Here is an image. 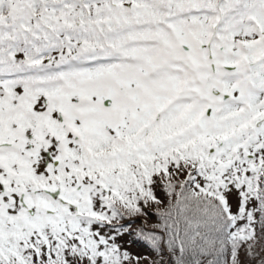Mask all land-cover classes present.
Returning a JSON list of instances; mask_svg holds the SVG:
<instances>
[{
  "label": "trees",
  "instance_id": "1",
  "mask_svg": "<svg viewBox=\"0 0 264 264\" xmlns=\"http://www.w3.org/2000/svg\"><path fill=\"white\" fill-rule=\"evenodd\" d=\"M108 2L110 6H119L109 7ZM127 4H131L135 12L129 20L136 14L147 20L137 26L133 23L135 20H128L133 24L129 35L135 31L153 32L156 16L171 19L160 21H164V26L159 28V33H167L164 28L167 26L197 23L206 28V35L204 37L202 32L197 46L204 56L207 36L220 39L227 36L234 47L239 45L244 79L252 100L258 101L249 103L248 110L229 102L226 112L234 119L244 120L251 115L254 105L264 106V0H7L0 6V169H6L0 176L5 175V180L13 179L11 168L2 167L1 163L4 165V158L15 148L14 143L4 138L18 133L19 123L20 127L33 126L31 113L24 110L27 104L18 108L12 106L11 99L19 100L16 89L27 83L33 89L37 80L58 78L53 71L42 70L48 66L53 68L51 61L58 58L64 41H69L72 53L85 52L86 55V50L110 47L109 52L113 53L115 42L122 41L108 38L102 27L98 31L92 26L88 28L86 22H78L75 11L80 5L91 10L95 7L105 11L104 19L107 10L115 9L109 14V17L114 16L116 9ZM44 10L54 13L47 29L43 27ZM221 18L223 27H219ZM136 27L142 28L137 30ZM224 30L229 31L225 36ZM129 35L124 37L129 39ZM39 55L38 60H31L32 65L26 64ZM43 60H47L44 65ZM98 64L94 70L113 67ZM34 67L37 71L31 69ZM82 71L62 69L61 73L69 79ZM214 73L216 75V71ZM230 80L228 76L224 79L225 82ZM5 96L9 97L8 104L4 103ZM193 110L187 107L180 114H173L167 130L157 131L158 134H144L142 139L128 134L123 145L122 142L110 145L107 138L93 140L92 144L101 141L106 147L91 145L88 159L110 162L102 167L87 164L84 169H73V178L61 175L36 181L38 191H45V199L49 196L64 203L66 210L51 206L48 213H34L39 221L9 227L0 241L3 246L0 264H131L136 262L135 256L141 264H264V118L249 124L252 118L249 117L246 126L236 129L232 137L223 125L218 140L225 143L211 149L209 143L214 134L203 129L199 119H193ZM221 118L227 119L225 115ZM13 123L17 126L11 128ZM58 132V127L50 130L51 135ZM141 143L144 149L140 148ZM136 152L141 156L136 158ZM15 155H18L17 149ZM119 155L123 163L113 161ZM75 158L72 154V160ZM14 162L19 168L22 166ZM174 174L173 179L165 177ZM85 187L89 188L86 193ZM231 191L241 192L242 196L238 193L241 199L250 201V205L234 206ZM62 194L66 198L74 196L75 200L73 203L61 200ZM75 201L85 222H89L95 232L91 239L82 234L84 246L72 248L67 246L55 223H48L47 229L59 237L57 242L46 236L43 221L57 217V213L68 214V209L75 208ZM29 217L34 219L31 213ZM246 217L251 221L249 225L245 223ZM26 228L30 230L25 235L21 230ZM106 236L114 237L122 249L118 245L110 250H99L95 238L103 240ZM124 243L135 256L125 250Z\"/></svg>",
  "mask_w": 264,
  "mask_h": 264
},
{
  "label": "rangeland",
  "instance_id": "2",
  "mask_svg": "<svg viewBox=\"0 0 264 264\" xmlns=\"http://www.w3.org/2000/svg\"><path fill=\"white\" fill-rule=\"evenodd\" d=\"M80 6L81 8L75 11L78 22L82 24L86 22L88 28L92 26L98 31L102 27L108 38L111 36L117 39L116 41L122 42H115L114 53L110 55L111 47L107 50L104 48L103 50L99 48L86 50L85 55V52L83 54L72 53L69 41H64L63 48L57 55L58 58L55 57L51 61L53 68L48 66L42 71L48 73L53 71L54 73V69L64 68L84 70L83 65H80L82 63H79L82 59L86 66H94L98 61L109 67L113 65V67L94 70L95 67L84 70L80 74H72L73 77L69 79L62 73L58 75L54 73L58 78L52 80L44 78L34 83L33 86L38 90L32 89L28 83L23 84V87L16 89L19 100L10 98L14 107L18 108L27 104L24 110L31 113L33 126L27 127L24 124L20 127L19 123L18 133L4 138V141L14 143L15 150L12 148L4 158V165L1 163V166L11 168L14 180L12 178L5 180V175L0 176V241L5 238L9 227L39 221L40 218H34V213L37 215L48 213L51 206L66 210L67 206L64 203L52 200L49 196L45 199L43 197L45 191L42 189L38 191L36 181L58 178L61 175L73 178L72 172L74 171L72 170L75 168L84 169L87 164L102 167L110 163L108 160L91 161L88 159L93 144L106 147L101 144V141L92 144L95 139L107 138L110 145L120 142L123 145L126 141L124 138L131 133L135 136L139 135L142 139L144 134L151 135L157 131L167 130L169 124L172 123L170 117L173 114H180L179 112L184 108L191 107L194 109L193 119H199L198 122L203 129L214 134L213 140L209 143V147L213 149L225 143L224 140H218L223 125L232 137L236 129L240 130L241 126H246L245 122L249 117H252L249 124H255L264 118V106L257 104L251 110V115L244 120L234 119L231 113L226 112L229 102L248 110L250 109L249 103L255 104L258 101V99L252 100L253 96L248 89L247 80L244 79V71L239 64L242 57L238 55L239 45L234 47L231 40L225 36L228 30L222 32L224 39L207 36L206 44L203 46L205 47L204 56L203 53L200 54L197 46H199L202 32L204 37L206 35L205 26L201 25V28L197 23H179L174 27H164L170 34L168 32L159 33V28L164 26V21H160L171 19L170 17L161 19V16H156L152 27L153 32L141 34V31H135L132 36L129 33L130 25L133 24L128 23V18L135 12L131 4L120 6L121 10L116 9L114 16L109 17V14L111 15L110 12L115 9L107 10L104 19L105 11H98L95 7L91 10L89 7ZM108 6L117 7L119 4L110 6L108 2ZM45 15L49 18L53 17L50 13ZM100 19L103 22H100ZM221 20L219 27H223L222 24H224V19L221 18ZM129 21H134L136 26L147 22L140 14H136ZM43 22L45 25L43 27L47 29L49 21L46 24L45 21ZM141 28L138 27L137 30ZM197 28L201 30L193 32ZM145 31H150V29ZM127 34L129 39L124 37ZM79 48L83 49L81 45ZM96 52L99 53L98 57ZM39 57L41 56L35 59L30 58L26 64L32 65V61L38 60ZM46 63L47 60L41 62L43 65ZM31 69L37 71L38 68ZM226 76L231 80L225 82ZM211 89L220 93L219 98L210 95ZM4 99L6 101L4 103L8 104L9 97L5 96ZM46 101L49 102L48 105ZM108 101L112 104L111 107L104 106ZM207 111H209V117H206ZM223 115L227 117L226 120L221 118ZM36 122L39 124L37 125ZM16 126L13 123L11 128ZM57 127L59 132L51 135L50 130L53 131ZM140 146L142 149L145 148L144 143ZM16 149L18 155L14 157ZM136 153V158L141 156L139 152ZM72 154H75V160H72ZM15 160L22 164L20 168L14 162ZM57 161L61 162V165L54 168L53 164ZM113 161L123 163V158L119 155L114 157ZM13 170H17L18 173L14 175ZM5 171V168L0 169V173ZM165 177L173 179L175 174L165 175ZM28 183H31V186H28ZM231 186L233 187L232 184ZM84 189L86 193V189L89 188ZM238 193L241 195V192L231 191L234 198L231 199L235 201L234 206H241V204L243 207L249 206L250 201L241 199L242 195ZM38 198L42 202H39ZM60 198L68 203H73L75 200L74 196L66 198L65 194H62ZM74 204L75 208L68 209V214L57 213V217L51 216L43 221L46 224L45 229L48 223L57 224L62 237L65 238V242L67 241V246L70 245L72 248H75V245L84 246L82 234L91 239L92 232H95V228L89 222H85L82 217L80 207H78L79 203L75 201ZM29 213L34 219L29 217ZM245 223L249 225L251 221H248L246 217ZM28 228L21 231L26 235L30 230ZM94 235L97 236V234ZM46 236L54 242H57L59 238L50 234L49 229H47ZM95 239L99 250H110V247L116 248L118 245L122 249L120 242H117L114 237L106 236L103 240L96 237ZM127 245L125 243L123 245L125 250L132 251L135 256V252ZM0 248L3 246L0 245ZM135 257L136 262L131 264H141L138 256Z\"/></svg>",
  "mask_w": 264,
  "mask_h": 264
},
{
  "label": "water",
  "instance_id": "3",
  "mask_svg": "<svg viewBox=\"0 0 264 264\" xmlns=\"http://www.w3.org/2000/svg\"><path fill=\"white\" fill-rule=\"evenodd\" d=\"M211 94L214 95V97L219 96V92L217 90H214V89L211 90ZM111 106H112V104L109 101L105 102V107H111ZM207 116H209V111L207 112ZM59 165H60V163L57 162V163H55L54 167L59 166Z\"/></svg>",
  "mask_w": 264,
  "mask_h": 264
}]
</instances>
